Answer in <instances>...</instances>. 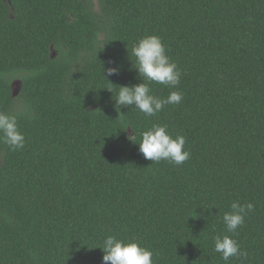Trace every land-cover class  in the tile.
I'll use <instances>...</instances> for the list:
<instances>
[{"label":"trees","instance_id":"obj_1","mask_svg":"<svg viewBox=\"0 0 264 264\" xmlns=\"http://www.w3.org/2000/svg\"><path fill=\"white\" fill-rule=\"evenodd\" d=\"M151 34L182 73L151 92L183 99L118 112ZM0 111L25 137L0 141V264H103L107 235L154 264H264V0H0ZM153 123L186 138V162L129 140ZM236 200L254 210L228 233L246 255L225 262L214 237Z\"/></svg>","mask_w":264,"mask_h":264},{"label":"clouds","instance_id":"obj_2","mask_svg":"<svg viewBox=\"0 0 264 264\" xmlns=\"http://www.w3.org/2000/svg\"><path fill=\"white\" fill-rule=\"evenodd\" d=\"M130 54L135 57L133 66L142 82L130 86H119V92H114L117 111L119 106L134 105L146 116L153 117L166 105L181 103L183 95L180 91H170L167 97L160 98L153 95L149 87L148 82H155L175 89L181 82L182 73L167 54L161 37L151 34L139 38L133 44ZM119 71L118 67L107 69L108 75L118 74ZM107 89L112 91L110 88ZM129 140L138 143L139 151L145 159L154 163L166 160L179 166L190 158V152L185 150L186 138L179 134L173 136L168 131L167 125L153 123L149 129L141 133L139 142L136 141V135L129 136ZM0 141L12 150L22 149L25 145V137L19 129L17 116L5 111H0ZM230 207L231 211L225 212L222 217L225 234L214 237L213 250L220 253L225 262L230 261L232 257L246 255L239 243L228 233L234 234L243 225L245 217L254 210V204L251 202L242 204L236 200ZM98 248L104 253L103 264H109V262L110 264H154L153 252L135 240H124L117 235H107Z\"/></svg>","mask_w":264,"mask_h":264},{"label":"water","instance_id":"obj_3","mask_svg":"<svg viewBox=\"0 0 264 264\" xmlns=\"http://www.w3.org/2000/svg\"><path fill=\"white\" fill-rule=\"evenodd\" d=\"M16 83L18 84V83H19V81H16ZM17 84H16V85H17ZM14 86H15V85H13V94H14V95H16V94H17V92H18V90H19V88H18V87H19V85H17V88H15Z\"/></svg>","mask_w":264,"mask_h":264},{"label":"flooded vegetation","instance_id":"obj_4","mask_svg":"<svg viewBox=\"0 0 264 264\" xmlns=\"http://www.w3.org/2000/svg\"><path fill=\"white\" fill-rule=\"evenodd\" d=\"M16 84H17V83H16V81H15V82L13 83V85H15V86H16ZM17 85H19V83H18ZM15 86H14V87H15Z\"/></svg>","mask_w":264,"mask_h":264},{"label":"rangeland","instance_id":"obj_5","mask_svg":"<svg viewBox=\"0 0 264 264\" xmlns=\"http://www.w3.org/2000/svg\"><path fill=\"white\" fill-rule=\"evenodd\" d=\"M15 88H17V85L15 86Z\"/></svg>","mask_w":264,"mask_h":264}]
</instances>
